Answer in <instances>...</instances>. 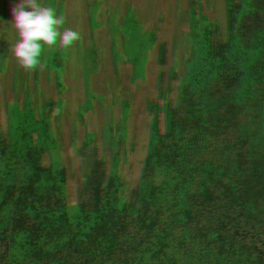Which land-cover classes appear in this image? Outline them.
<instances>
[{"label": "rangeland", "instance_id": "374dc122", "mask_svg": "<svg viewBox=\"0 0 264 264\" xmlns=\"http://www.w3.org/2000/svg\"><path fill=\"white\" fill-rule=\"evenodd\" d=\"M141 4L148 3L6 0L0 6V264H9L4 250L13 214L37 230L73 236L71 242L95 237L104 243L96 247L101 258L111 240L99 231L120 230L123 260V181L103 179L102 172L119 167L98 162L96 147L103 110L119 103L113 95L135 92L141 85L133 81L158 71L151 66L158 53L136 37ZM57 210L65 219L54 228L48 219Z\"/></svg>", "mask_w": 264, "mask_h": 264}, {"label": "crops", "instance_id": "0c3cea01", "mask_svg": "<svg viewBox=\"0 0 264 264\" xmlns=\"http://www.w3.org/2000/svg\"><path fill=\"white\" fill-rule=\"evenodd\" d=\"M159 21L160 14L139 10L134 24L138 42L158 53L151 64L157 70L164 60L182 58L188 44L182 35L174 37L176 25L158 27ZM146 33L150 41L144 40ZM193 35L188 34L191 39ZM202 49L166 70L156 93L149 91L151 78L135 80L141 87L113 95L119 103L103 110L97 161L119 169L101 175L106 181L126 182L123 197L135 201L123 222V264H241L245 246L264 236V147L250 144L263 128L257 132L254 110L223 108L213 87L201 93ZM117 51L123 49L116 46ZM51 218L61 224L65 219L57 213ZM13 221L6 239L9 248L26 249L41 241L39 233L32 234L31 222L16 214ZM110 233L107 228L98 235L107 242ZM84 241L95 237L85 236ZM48 258L46 253L32 259ZM251 260L264 264V242Z\"/></svg>", "mask_w": 264, "mask_h": 264}, {"label": "flooded vegetation", "instance_id": "af4514ba", "mask_svg": "<svg viewBox=\"0 0 264 264\" xmlns=\"http://www.w3.org/2000/svg\"><path fill=\"white\" fill-rule=\"evenodd\" d=\"M5 1L0 0V6ZM146 3V8L141 4L140 11L160 14L158 27L176 25L174 37L182 35L188 43L182 58L170 63L164 60L158 68L151 78L152 92L158 91L166 70L186 62L195 49L202 47L199 56L205 76L200 78L201 93L213 87L223 108L233 105L254 110L257 132L262 126L263 134L250 144L264 147V0H146ZM190 32L194 34L192 39L188 36ZM262 242L264 236L251 240L242 251L240 263L253 264L251 255Z\"/></svg>", "mask_w": 264, "mask_h": 264}, {"label": "water", "instance_id": "95a60500", "mask_svg": "<svg viewBox=\"0 0 264 264\" xmlns=\"http://www.w3.org/2000/svg\"><path fill=\"white\" fill-rule=\"evenodd\" d=\"M123 176V175H122ZM126 183V182H123ZM114 188V187H113ZM126 187H123V189H125ZM114 192H119L117 191L118 188L116 187V189H112ZM120 194V193H118ZM131 201H134L133 198L130 197H123V222H126V218L129 217L132 213L130 211V206L133 204V202L131 203ZM135 202V201H134ZM135 204V203H134ZM109 212V210H108ZM55 213L58 214V216L62 213V212H58L54 211L50 216H49V220H55L56 224L54 225V228H56L57 226V220L56 219H52L51 216H55ZM42 226H43V220L40 221ZM51 225V224H50ZM40 226V225H39ZM38 226V230L37 228L35 229V225H33L32 229H35L34 232L32 233H39V235L42 236L41 241H39L37 244L35 245H30L28 246L26 249H24V247H22V245H16V246H12V248H9V245L6 242V251L7 252V260L9 264H81V262H87L90 261L92 263L94 262H100L103 260L104 264H107L105 262H119V263H123L122 257L119 255L120 252L117 251V245H119V241L122 239V237L120 235L122 231L120 230H113L111 229V233H110V244H107L110 246L109 252H104L103 258H101L102 254H98L96 253V247L99 245L98 242L95 241H87L84 243V241H81L79 239H77L76 241H73L75 243H70L71 241H68L67 239H62L61 237H58L55 235H58V231L56 232L55 230H48L47 228L43 227V229L39 228ZM52 226V225H51ZM13 227V226H12ZM53 227V226H52ZM10 228V227H9ZM8 229V228H7ZM8 233V230H6ZM6 233V232H5ZM35 233V234H36ZM33 234V235H35ZM50 234H52V237L55 239H50L51 237L49 236ZM120 234V235H119ZM103 235V234H102ZM50 238H49V237ZM17 240V239H16ZM93 240V237H92ZM18 241V240H17ZM122 241V240H121ZM108 243V242H106ZM113 243V244H111ZM84 244V245H82ZM100 244H104V243H100ZM89 246V247H87ZM124 248H126L127 246H123ZM49 254L51 255V258L49 259H45V260H33L32 258L35 257H43L45 256V254ZM131 252H128V256L130 255ZM101 258V260H100Z\"/></svg>", "mask_w": 264, "mask_h": 264}]
</instances>
